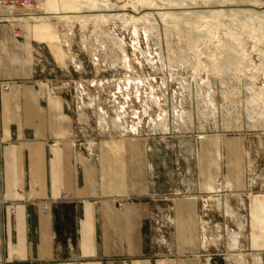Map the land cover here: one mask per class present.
Returning <instances> with one entry per match:
<instances>
[{
    "label": "rangeland",
    "instance_id": "374dc122",
    "mask_svg": "<svg viewBox=\"0 0 264 264\" xmlns=\"http://www.w3.org/2000/svg\"><path fill=\"white\" fill-rule=\"evenodd\" d=\"M16 15L50 27L38 72L67 83L96 177L129 163L125 200L150 199L146 244L178 264H264V0H42Z\"/></svg>",
    "mask_w": 264,
    "mask_h": 264
},
{
    "label": "crops",
    "instance_id": "0c3cea01",
    "mask_svg": "<svg viewBox=\"0 0 264 264\" xmlns=\"http://www.w3.org/2000/svg\"><path fill=\"white\" fill-rule=\"evenodd\" d=\"M49 28L0 20V264H178L144 240L151 201L125 200L130 164L105 184L80 151L67 83L38 72Z\"/></svg>",
    "mask_w": 264,
    "mask_h": 264
},
{
    "label": "built area",
    "instance_id": "2783aa9c",
    "mask_svg": "<svg viewBox=\"0 0 264 264\" xmlns=\"http://www.w3.org/2000/svg\"><path fill=\"white\" fill-rule=\"evenodd\" d=\"M42 0H0V20L10 19L17 14V11L20 9H31L37 6ZM16 19V18H14ZM9 87V84H3L1 86L2 91H6ZM10 209H14V205H9ZM43 210L46 211L47 207L43 206Z\"/></svg>",
    "mask_w": 264,
    "mask_h": 264
},
{
    "label": "bare ground",
    "instance_id": "6f19581e",
    "mask_svg": "<svg viewBox=\"0 0 264 264\" xmlns=\"http://www.w3.org/2000/svg\"><path fill=\"white\" fill-rule=\"evenodd\" d=\"M14 18H16V19H20L21 16L15 14V15H14Z\"/></svg>",
    "mask_w": 264,
    "mask_h": 264
}]
</instances>
